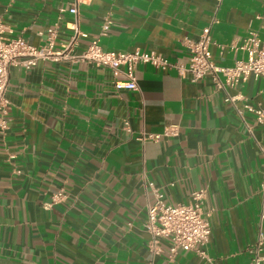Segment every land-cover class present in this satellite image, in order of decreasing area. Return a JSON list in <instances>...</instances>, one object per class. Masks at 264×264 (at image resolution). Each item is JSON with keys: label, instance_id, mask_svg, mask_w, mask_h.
<instances>
[{"label": "crops", "instance_id": "crops-1", "mask_svg": "<svg viewBox=\"0 0 264 264\" xmlns=\"http://www.w3.org/2000/svg\"><path fill=\"white\" fill-rule=\"evenodd\" d=\"M74 0H0V24L41 48L56 28L53 52L69 42ZM80 54L92 41L105 51L140 50L187 65V41L211 26L213 61L231 67L250 31L259 34L264 0H82ZM105 19L111 21L101 37ZM223 47V49L221 48ZM139 90L117 89L110 69L39 61L12 67L9 128L0 133V264H251L264 236V122L236 111L264 108V80L250 77L225 102L209 77L191 83L151 66L136 70ZM177 126L174 137L142 141ZM64 189L65 198L52 203ZM204 190L211 226L209 260L169 243L150 249L145 229L155 191L188 205ZM50 205V206H49ZM264 256V247H263Z\"/></svg>", "mask_w": 264, "mask_h": 264}, {"label": "built area", "instance_id": "built-area-1", "mask_svg": "<svg viewBox=\"0 0 264 264\" xmlns=\"http://www.w3.org/2000/svg\"><path fill=\"white\" fill-rule=\"evenodd\" d=\"M223 0H216L218 6ZM82 0H74L69 13L76 17L74 33L69 42L63 44L58 52H53L57 29L48 31L46 44L37 48L28 44L21 37H12L13 31L0 24V133L4 134L9 128L10 101L7 99L10 71L12 67L22 66L26 70L35 67L39 61L86 63L96 67L110 69L115 77H124L125 81L115 83L117 89L138 91L136 70L139 66H151L161 72H175L181 79H189L191 83H198L209 77L217 91L226 93L225 102L236 105L243 101L241 95L232 96L228 90L236 88L250 77L255 80H264V39L259 34L250 31L241 44L233 41L230 45L234 52L242 51L246 59L235 60L231 67L217 66L213 61L210 46L213 44L212 27L202 30L196 41H187L190 53L187 65L172 63L167 57L155 52L135 50L132 52L105 51L99 42L92 41L80 54L75 51L81 34L77 28L78 8ZM111 28V21L105 19L100 36L106 37ZM264 32V22L261 27ZM223 49V47H221ZM237 113L244 121V113L255 116L258 123L264 122V108H254L245 105ZM179 133L177 126L164 129L162 135H144L141 140L157 141L161 137H174ZM65 198L64 189H61L52 198V203H59ZM205 191L199 190L192 194V202L188 205H169L165 202V195L155 191L154 201L147 208L145 229L150 233L151 251L157 255L161 252L163 242L169 243V255L173 259L180 251L193 252L199 257L209 260L205 248L210 242L211 226L208 215L204 213L203 201ZM50 206V205H49ZM264 236L259 235L256 246L250 251L251 264H264L263 256Z\"/></svg>", "mask_w": 264, "mask_h": 264}]
</instances>
